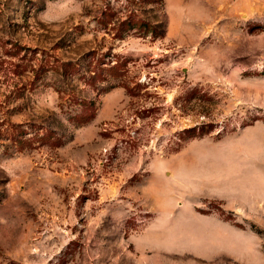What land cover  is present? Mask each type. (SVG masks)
<instances>
[{
    "label": "rangeland",
    "instance_id": "374dc122",
    "mask_svg": "<svg viewBox=\"0 0 264 264\" xmlns=\"http://www.w3.org/2000/svg\"><path fill=\"white\" fill-rule=\"evenodd\" d=\"M0 264H264V0H0Z\"/></svg>",
    "mask_w": 264,
    "mask_h": 264
},
{
    "label": "trees",
    "instance_id": "16d2710c",
    "mask_svg": "<svg viewBox=\"0 0 264 264\" xmlns=\"http://www.w3.org/2000/svg\"><path fill=\"white\" fill-rule=\"evenodd\" d=\"M110 14H112L110 12ZM127 19V20H126ZM126 21H129V25L132 27L136 26L138 27V32L145 34L146 32H151V34L153 36H160L164 34V29H159V24L156 23H145L142 19H140L139 17H136V13L132 12L127 16V18L123 19L121 21V23H125ZM85 57H89L87 59V62L85 64H78V61L76 62H72V61H66L64 63H62V65L65 68H68L74 64H77V67H73V71H82L80 69V66L82 67V65L86 66L83 71H82V75L85 78V81H88L89 83L95 82L96 79L101 78V73L99 72L98 68H99V62L101 61V59L97 58L96 55H94L93 52H87L85 53ZM100 60V61H99ZM102 62H106V61H102ZM111 62V61H110ZM110 62H108V66L106 67V69L111 72V74L115 73V76H118L119 74H121L120 72H117V70L119 69L120 65H123V63H121L120 61H118V59H116V61L112 64H110ZM71 70V72H73ZM118 74V75H117ZM74 102H78L82 105L80 110L75 111L73 114L70 115V120L73 121L75 124H82L86 121H88L89 119H91V117L94 114V109H95V102L93 99H86V98H82L79 97V99H75ZM92 105V106H91ZM92 107V109H90ZM196 128L190 127L188 129V131L193 132L192 135H201L203 133H205L207 130L203 129V127H199L198 130H196ZM54 137H55V143H59L60 141V136L54 132Z\"/></svg>",
    "mask_w": 264,
    "mask_h": 264
}]
</instances>
